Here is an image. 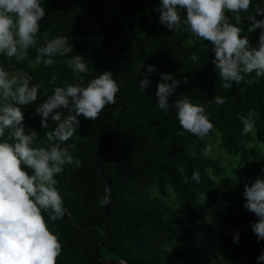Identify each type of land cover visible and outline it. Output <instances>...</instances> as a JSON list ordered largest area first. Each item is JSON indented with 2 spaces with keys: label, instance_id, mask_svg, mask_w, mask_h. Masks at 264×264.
Masks as SVG:
<instances>
[{
  "label": "trees",
  "instance_id": "16d2710c",
  "mask_svg": "<svg viewBox=\"0 0 264 264\" xmlns=\"http://www.w3.org/2000/svg\"><path fill=\"white\" fill-rule=\"evenodd\" d=\"M160 4L161 0H41L46 14L39 22L37 46L45 32L49 39L63 35L73 53L55 56V63L45 66L36 63L37 52L30 47L24 61H14L19 72H27L31 83L39 85L37 101L21 110L25 127L38 133L36 144L41 146H47L44 133L56 125L49 119L48 128L42 129L35 108L54 86L75 83L67 63L72 55L88 62V73L80 74L85 85L110 71L119 87L116 103L107 105L96 120L80 116V126L67 142L76 144L73 155L82 165H66L56 177L65 208L62 218L48 221L62 246L57 264H210L214 259L257 264L264 251V240L257 241L250 227L257 217L243 207L244 183L264 179V77L223 89L212 63L211 43L183 24L169 30L159 21ZM258 6L259 0H252L247 12L226 13L232 23L236 15L241 17V35L252 46L260 30L249 33L246 17L256 15ZM5 59L0 54V64ZM148 65L156 71L148 75L152 83L141 92L139 81ZM161 73L188 81L168 98L167 112L157 107L155 96ZM53 75L55 85L50 82ZM183 95L205 107L214 124L211 132L218 134V149L235 157L231 173L219 155L204 154L209 148L206 137L180 127L171 105ZM217 95L226 102L216 105ZM250 109L259 116L255 130L262 139L243 134L240 117ZM197 169L199 182L191 178ZM169 189L177 207L167 200ZM104 196L110 203L98 206ZM234 232L239 233L238 243L233 242Z\"/></svg>",
  "mask_w": 264,
  "mask_h": 264
},
{
  "label": "clouds",
  "instance_id": "9594fccd",
  "mask_svg": "<svg viewBox=\"0 0 264 264\" xmlns=\"http://www.w3.org/2000/svg\"><path fill=\"white\" fill-rule=\"evenodd\" d=\"M252 0H161L159 21L169 30L184 25L187 31L201 41L212 45V60L223 89H231L233 83H256L264 77V0H259L255 14L246 17L247 31L259 29L256 46L250 44L247 36L241 35V17L235 16L236 23L230 22L228 12H247ZM41 0H0V54L17 63L28 56V49L36 50L35 61L51 66L53 57L73 53L67 36L57 35L49 39L43 34V43L38 47L40 21L45 17ZM184 16L183 21L181 16ZM191 59L197 60L196 54ZM72 69L75 83L54 86L52 94L35 108L41 117L42 129H47L49 119L55 123L51 131L44 133L47 146L37 145L38 133L24 125L23 106L31 105L38 99V84L31 83L33 77L21 71L11 75L0 64V264H57L62 246L58 236L48 227V221L55 222L65 213L63 198L58 190L56 177L63 173L66 165L79 168L82 165L75 143H67L80 126V116L85 120L98 119L101 111L109 104L116 103L119 87L110 71L90 79L85 85L84 76L88 62L79 55H72L67 61ZM156 71L152 65L139 81L144 92L151 85L148 75ZM254 73V76L251 74ZM251 76L250 79H245ZM56 76L51 77L55 85ZM187 78L174 79L171 73L160 74L156 85L157 107L167 112L168 98ZM216 105L226 102L222 96H215ZM176 110L180 127L200 139L213 129L205 107L193 103L186 95L171 105ZM66 110L67 115H65ZM57 110V111H54ZM259 116L250 109L241 116L243 134L254 133ZM179 132L178 135H183ZM211 149L206 148L205 155ZM193 155H195L193 153ZM31 170V172H29ZM193 180L200 181V172L192 173ZM243 207L253 213L257 220L250 227L257 241L264 240V179L257 177L244 183ZM110 203L108 196L100 199L98 206ZM47 214V220L45 219ZM233 242H239V233L234 232ZM257 264L264 261V251L256 258Z\"/></svg>",
  "mask_w": 264,
  "mask_h": 264
},
{
  "label": "rangeland",
  "instance_id": "374dc122",
  "mask_svg": "<svg viewBox=\"0 0 264 264\" xmlns=\"http://www.w3.org/2000/svg\"><path fill=\"white\" fill-rule=\"evenodd\" d=\"M15 59H8L6 58L5 61L2 63L3 67L9 71L11 75H18L19 71L15 68L14 64ZM254 135H257L261 138L260 133L254 129ZM206 139L209 143V148L211 149V152H213L214 155H219L222 159L223 166L226 167V172L231 173L232 172V166L234 165V159L235 157L225 153L223 150L218 149L217 144H218V134L216 132H210L207 136ZM262 139V138H261ZM260 142V139L257 138V143ZM262 148V145H261ZM168 201H170L172 204L176 205L174 194L169 189V196H168ZM177 207V205H176ZM181 211V209H180ZM210 264H225L221 259H214Z\"/></svg>",
  "mask_w": 264,
  "mask_h": 264
}]
</instances>
